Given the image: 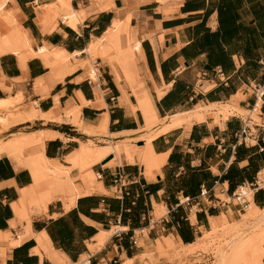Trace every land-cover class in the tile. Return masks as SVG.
<instances>
[{"label": "crops", "instance_id": "obj_1", "mask_svg": "<svg viewBox=\"0 0 264 264\" xmlns=\"http://www.w3.org/2000/svg\"><path fill=\"white\" fill-rule=\"evenodd\" d=\"M2 1L0 32L16 31L14 46L0 45V113L11 114L0 141L48 135L42 152L54 167L83 146L93 156L119 146L135 153L107 152L89 168L92 188L74 180L89 190L72 206L56 199L27 220L16 217L15 205L33 184L31 173L1 153L0 264H56L38 248L41 235L65 264H123L155 240L160 249L172 238L191 245L212 220L264 208V96L260 111L249 112L247 87L264 67V0ZM123 29L121 50L113 43ZM201 70L206 76L196 86ZM147 100L160 121L198 105L230 106L233 115L214 111L159 134L157 127L148 142L157 168L146 171L139 105ZM244 110L260 121L249 120L241 133ZM73 117L83 128L105 121L107 136L85 134ZM240 189L250 200L236 198ZM101 233L108 236L99 245Z\"/></svg>", "mask_w": 264, "mask_h": 264}, {"label": "bare ground", "instance_id": "obj_2", "mask_svg": "<svg viewBox=\"0 0 264 264\" xmlns=\"http://www.w3.org/2000/svg\"><path fill=\"white\" fill-rule=\"evenodd\" d=\"M3 3L4 1L0 2V14H2L3 11ZM6 15L7 14L5 13V17ZM0 17L2 19L3 16L0 15ZM2 20L4 21V19ZM6 21L7 20H5V22ZM12 31L15 32L16 29L5 27V33L3 34L2 32H0V45L14 46V37ZM1 33L3 35H1ZM118 36L119 42L116 41V43H113V46L115 44L118 45L119 43V47L121 50L127 49L128 43L126 29H123L121 33L118 34ZM110 40H113L112 37ZM11 50L15 52L17 51L15 47H12ZM161 95L162 94L159 93V96ZM259 103L260 100L257 101L258 105ZM139 107L143 111L145 117V127L143 128V130L146 131V133L140 135L146 137L145 139H150L151 137H153L151 136V133L159 126L165 127L164 132L179 126H185L188 128V126L192 122H198L202 120L207 114L212 113L207 110V108L210 106L198 105L197 107L195 106V108L190 112L187 111L181 114L176 113V115H171L170 117H166L164 119L162 118V120L160 121V119H158V117L154 113L149 100L140 103ZM252 112H256V109ZM8 114L0 113V133L11 124L8 119L9 115L11 114ZM214 114L217 113L214 112ZM28 119H31V116H28ZM73 123H77L76 117H73ZM105 124L106 122L104 121L101 122L98 126L91 128H83L79 126L80 124H78V126L80 128L79 130H81L85 134L98 137L100 134H105L107 136ZM39 135L40 134H32L19 138H17V136H19L17 135L13 139L6 142L0 141V154L6 153L12 159V161L19 166L21 164H24L29 169L32 176L33 184L28 189L19 192L20 200L15 205L16 217L23 220H27L28 208H31L33 205H35L34 208L45 209L49 202L58 199L63 202L65 209H68L70 206H72L76 196L82 193H86L89 190L88 189L86 192H83L81 190L83 188H80V185H76V183L74 182L75 179H78L80 184H82L84 187L92 188V172H87V169H84L83 171L81 170V166L83 164H86V162H95V160H98L105 156L107 152H113L116 156H118L122 151H125L128 154H132L135 151V148L128 150L123 149L120 146L110 147L108 148V150L106 149L107 152L102 151L100 154H96L97 156H93L92 151L89 149L90 147L84 146L78 152H75L72 156L66 159V165H70L69 167H54L49 163V161L45 159L42 152L43 140H45L44 138L48 137V135L45 137H40ZM125 136V139H130L127 135ZM136 138H138V136ZM148 142L149 140L146 142V146H144V148H142V150L139 152V158L144 163L146 171L147 169L150 170L153 167L157 168L156 157L151 151ZM84 161L86 162L82 163ZM71 169L77 170L78 173L75 177L69 175ZM260 178L261 180H264V172ZM238 195V199L240 201H248L247 199L250 197V191L247 189H240L238 191ZM242 220L246 222V226L236 236L226 241L220 248H216L215 252H213L217 260H215V264H262L261 258H263L262 256L264 254V229H262L264 228V208L258 209L252 206L247 207V211L243 215ZM107 236L108 234L104 233L98 235L96 239L98 244L101 245ZM245 236H248V238L243 240ZM204 239V232L202 231V234L199 236L196 242H202ZM2 240L11 242L8 238H3ZM36 240L39 245L38 248L43 250L46 255H48L52 259V261H54L56 264H65V258L63 256H60L58 252H53L43 235L37 237ZM17 243L18 242L16 241L12 243V245H16ZM183 247H192V244L185 245ZM199 251L205 253L204 249H201ZM34 252L37 253V251ZM132 260L133 259L127 260L123 264H131L133 262Z\"/></svg>", "mask_w": 264, "mask_h": 264}, {"label": "rangeland", "instance_id": "obj_3", "mask_svg": "<svg viewBox=\"0 0 264 264\" xmlns=\"http://www.w3.org/2000/svg\"><path fill=\"white\" fill-rule=\"evenodd\" d=\"M126 54L127 53H125L123 56L126 57ZM242 98L243 96L241 95V92L238 91L236 104L238 100ZM207 110H209L210 112L215 111L217 114L226 115L228 117L233 115L231 112H228L230 110L233 111V108L230 106H225V107L220 106L219 107V106L213 105V106L208 107ZM246 113H247V110H244L243 112L240 113L239 116L245 118L247 116ZM259 117H261V115H259ZM250 120L253 122H259L260 118L254 119V117L251 116ZM164 130H165V127H163L162 130H160L157 134H159L162 131L164 132ZM148 140L150 139H147V141ZM85 162L86 161L82 163H85ZM92 163H94V161L86 162V164H83L81 166L82 168L81 170L83 171L84 169H87V172H90L91 170L89 168ZM66 166L69 167L70 165H66ZM94 178L95 176L92 173V183L94 182ZM247 200H250V197ZM34 207L35 205H33L31 208H28V214L34 211L39 212L35 210ZM246 211L247 209L242 214L237 215V217H235V219L237 220H232V219L227 220L225 216H222L217 221L212 220L214 222L213 224L210 222L211 225L209 226V228H207L208 226H206L205 228L202 229V231L204 232L205 239L199 243L195 241L192 244V247H183L182 245L178 243V241L176 242L171 237L172 243L170 245L163 244V247L160 249L156 247V240H155L154 245H151L149 248H146L143 252L133 256V260H132L133 262L131 264H215L217 260L213 252H215L216 248H220L226 241L236 236L246 226V222L242 220L243 215L246 213ZM112 229L113 228H111V230ZM198 235H200V233ZM247 238L248 236H245L243 240ZM159 239L161 241L163 240L161 237ZM200 248L204 249L205 253L200 252L199 251L201 250Z\"/></svg>", "mask_w": 264, "mask_h": 264}, {"label": "built area", "instance_id": "obj_4", "mask_svg": "<svg viewBox=\"0 0 264 264\" xmlns=\"http://www.w3.org/2000/svg\"><path fill=\"white\" fill-rule=\"evenodd\" d=\"M214 75H216V77L220 80V81H224V78L222 76V73L219 69H215L213 72ZM204 76H206V71H199L196 75V80L194 81V84L197 86L200 83V80L202 78H204ZM247 87L249 88L251 94L253 95V101L251 103V105L249 106L248 111H254L255 109H258L260 111L261 108V104H262V97L264 96V67L260 76V80L259 81H249L247 83ZM260 100L259 105L257 106V101ZM250 120V118L248 116H246L243 119V127L241 129V133L244 132L245 128H247V122ZM241 141H243V139H241ZM200 194H205V191H200ZM236 198H238V194L235 195ZM241 203H245V201H241Z\"/></svg>", "mask_w": 264, "mask_h": 264}]
</instances>
